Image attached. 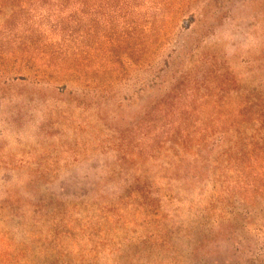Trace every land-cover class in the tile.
I'll return each mask as SVG.
<instances>
[{
	"label": "rangeland",
	"instance_id": "1",
	"mask_svg": "<svg viewBox=\"0 0 264 264\" xmlns=\"http://www.w3.org/2000/svg\"><path fill=\"white\" fill-rule=\"evenodd\" d=\"M262 125L264 0H0L6 264H264Z\"/></svg>",
	"mask_w": 264,
	"mask_h": 264
},
{
	"label": "trees",
	"instance_id": "2",
	"mask_svg": "<svg viewBox=\"0 0 264 264\" xmlns=\"http://www.w3.org/2000/svg\"><path fill=\"white\" fill-rule=\"evenodd\" d=\"M225 141L226 139L223 137L215 138L213 140H211L210 138H203L199 140L198 143L195 144V146L192 147V149L194 150V153H193L194 162L196 164L193 171L189 172V173H193V177L191 181L192 184L197 185L200 182V177H197V175L199 174L202 175V172L204 170V167L202 169L199 168V165H202V163H199V159H198L202 157L201 151L204 150L205 147H211V146H212L211 148L221 147L223 146ZM181 145H183V148L188 147L187 144H181ZM233 148L234 146L230 148L229 151L226 150V151H223L224 153H222V156L227 159L226 165H230L229 161H231L232 159L230 152H233ZM240 148H241V140L237 138V143L234 148V150L236 151L234 152L235 156L233 157V161H236L237 163H242L243 166L237 167L238 170L236 169V171H238L240 174H245L247 170H251L253 173H255L256 171L255 173L256 178L254 180V183L251 184L252 194L258 193L257 192L258 190L264 192V186L259 187L260 185H258V181L264 179V125H262L257 130V133L248 140V144L246 147H243L242 149ZM180 159L181 158H177L176 162L181 163L182 160ZM216 163L219 165L220 162H216ZM230 166L232 167V165ZM189 167H191V165H189L188 168ZM182 169L183 168L179 167L180 172L184 174H188L187 168L184 170ZM171 170L172 172H174L176 170V167L171 166ZM258 171L259 173L257 174ZM151 189H152V184H143V187L141 188V190L138 191V193H141V198L146 199L149 195V192H151ZM5 208H6L5 203H3L0 207V211L4 212ZM147 211H150V212L155 211L157 213H162V210L159 207H155L152 205L148 206ZM262 228L264 229V225L262 226ZM3 242L4 240L0 237V264H6V262L8 261V257H9L8 249L4 250L3 248V245H2Z\"/></svg>",
	"mask_w": 264,
	"mask_h": 264
}]
</instances>
